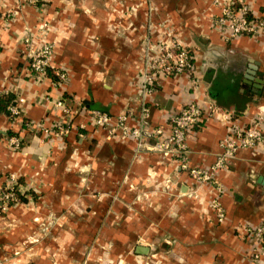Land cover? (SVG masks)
Instances as JSON below:
<instances>
[{
	"label": "crops",
	"instance_id": "0c3cea01",
	"mask_svg": "<svg viewBox=\"0 0 264 264\" xmlns=\"http://www.w3.org/2000/svg\"><path fill=\"white\" fill-rule=\"evenodd\" d=\"M246 1L264 17V0ZM0 6L3 14L16 13L9 24L0 21V101L23 97L24 117L51 130L65 117L52 112L49 97L65 95L78 112L70 135L61 138L36 128L22 132V119L0 109V187L14 175L23 197L0 217V264H264V246L244 232L264 225L263 148L240 151L220 173L222 194L206 184L191 199L185 194L197 184L175 161L138 150L120 133L108 137L89 117L93 109L113 117L132 110L139 117L148 44L172 31L191 51L194 74L156 83L145 100L149 123L168 136L170 118L197 98L246 126L264 105V31L225 42L213 26L220 14L214 0H47L39 6L0 0ZM26 27L54 45L53 65L69 75L63 87L29 71ZM10 134L24 137L20 150L9 149ZM227 134V124L204 116L188 138L189 165L212 166ZM216 197L226 211L222 223L209 207Z\"/></svg>",
	"mask_w": 264,
	"mask_h": 264
},
{
	"label": "built area",
	"instance_id": "2783aa9c",
	"mask_svg": "<svg viewBox=\"0 0 264 264\" xmlns=\"http://www.w3.org/2000/svg\"><path fill=\"white\" fill-rule=\"evenodd\" d=\"M21 1L28 6H39L47 2V0ZM214 4L219 7L220 14L214 18L213 26L217 33L222 35L225 42H231L242 36L255 38L264 31V17L255 15L246 0H214ZM15 15L13 10L5 11L3 14L0 6V21L3 20L5 25L12 22ZM22 44L32 75L45 79L48 78V71L51 70L58 79L55 85L63 87L68 81L69 75L53 65L54 45L48 42L45 37L37 40L29 27L25 28ZM183 73L190 76L194 74L191 51L175 38L172 31L165 32L161 41L158 43L149 42L147 47L145 67L141 75L143 99L139 117L132 110H128L118 117H113L107 112L93 109L89 112L90 121L95 128L106 131L108 137L120 133L123 137L133 139L138 150L154 151L166 159L175 161L180 171L186 173L197 184L195 190L186 192V197L196 199L198 190L206 184L211 185L218 194H222L223 186L217 181V177L222 171L228 170L238 153L248 149H264V105L258 107L252 121L244 126L235 121L233 113L224 111L211 102L208 108H204L200 100L193 98L186 103L181 111L170 118V134L165 136L160 127L152 126L149 123L150 109L145 100L155 93L156 83L159 80ZM48 100L51 103L52 112L60 110L65 117V121L55 123L52 130L40 126L36 127L33 121L24 117L22 106L26 100L21 96H16L8 104L7 115L11 119H22V132L34 131L36 128L41 133L49 134L50 131H53L61 138L67 137L73 128V117L78 112L69 105L65 95L55 100L49 97ZM207 115L227 124L228 134L220 142L221 151L212 166L208 169L193 168L189 165L188 138L194 127ZM134 119L138 124L132 127L131 121ZM79 129L81 131L86 128L81 126ZM153 140L156 143L151 146L149 143ZM7 144L9 149L13 151L20 150L24 144V137L21 135L9 136ZM20 194L21 189L17 183V178L10 175L7 184L0 187V217H3L11 207L20 202ZM209 207L215 211L219 223L225 221L226 211L218 197L211 200ZM244 232L254 235L259 246H264V225L255 228L247 226L244 228ZM262 255H264V249ZM252 258L255 261L259 260L261 251H256Z\"/></svg>",
	"mask_w": 264,
	"mask_h": 264
},
{
	"label": "trees",
	"instance_id": "16d2710c",
	"mask_svg": "<svg viewBox=\"0 0 264 264\" xmlns=\"http://www.w3.org/2000/svg\"><path fill=\"white\" fill-rule=\"evenodd\" d=\"M47 76H48L49 78L53 79V80L57 83L58 79H57V77L54 76L53 71L49 70ZM0 100L3 101V98L0 99ZM5 100H6V101H5ZM5 100H4V101H5L4 104H3L2 101H0V109L6 111V110H7V108H6V107H7V104L10 103V102L13 100V97H10V95H8V97H6ZM12 135H14V134H10L9 136H12ZM19 198H20V200H21V199L23 198L22 195H19Z\"/></svg>",
	"mask_w": 264,
	"mask_h": 264
},
{
	"label": "water",
	"instance_id": "95a60500",
	"mask_svg": "<svg viewBox=\"0 0 264 264\" xmlns=\"http://www.w3.org/2000/svg\"><path fill=\"white\" fill-rule=\"evenodd\" d=\"M250 71L248 72V74L246 75V83H249L250 82V80H252L253 79V75L255 74V70L257 69L256 68V66L255 65H253V66H250ZM258 83H262L260 80H258ZM145 252H146V250H145Z\"/></svg>",
	"mask_w": 264,
	"mask_h": 264
}]
</instances>
